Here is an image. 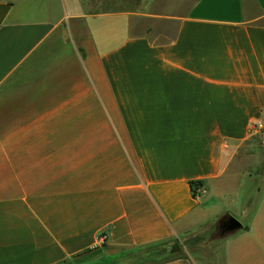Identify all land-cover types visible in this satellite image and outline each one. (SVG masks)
<instances>
[{
    "label": "crops",
    "instance_id": "0c3cea01",
    "mask_svg": "<svg viewBox=\"0 0 264 264\" xmlns=\"http://www.w3.org/2000/svg\"><path fill=\"white\" fill-rule=\"evenodd\" d=\"M260 124L264 0H0V264L112 261L226 216L247 224L203 264H264Z\"/></svg>",
    "mask_w": 264,
    "mask_h": 264
},
{
    "label": "rangeland",
    "instance_id": "374dc122",
    "mask_svg": "<svg viewBox=\"0 0 264 264\" xmlns=\"http://www.w3.org/2000/svg\"><path fill=\"white\" fill-rule=\"evenodd\" d=\"M147 28H149V25H134L135 33L140 32L141 29L144 30ZM260 130V133L258 132L257 134H255V137H261V135L264 133V126ZM255 157L256 159H258V157L261 158L262 151L259 150ZM247 171L248 173H252L254 175L253 178L264 176L263 166L259 169V171L253 168V166L248 168ZM262 188H264V185L262 186ZM214 218L216 217L214 216ZM221 218L222 217H218L212 221L203 220V222L197 224L193 229L188 231L189 233L187 232L185 235H180L179 238H176V240L178 239L179 242H183L186 244V248L184 249V254L186 257L191 258L197 264H203L204 260L210 259L213 254L218 252V243L222 242L225 239H228V236L220 237L218 234V222ZM242 222L244 225L247 224L245 220Z\"/></svg>",
    "mask_w": 264,
    "mask_h": 264
},
{
    "label": "trees",
    "instance_id": "16d2710c",
    "mask_svg": "<svg viewBox=\"0 0 264 264\" xmlns=\"http://www.w3.org/2000/svg\"><path fill=\"white\" fill-rule=\"evenodd\" d=\"M193 196L203 186L201 181L190 183ZM186 244L178 239H171L151 243L140 247L131 254L112 261H103L92 264H166L178 259L188 258L184 254Z\"/></svg>",
    "mask_w": 264,
    "mask_h": 264
},
{
    "label": "water",
    "instance_id": "95a60500",
    "mask_svg": "<svg viewBox=\"0 0 264 264\" xmlns=\"http://www.w3.org/2000/svg\"><path fill=\"white\" fill-rule=\"evenodd\" d=\"M243 228V223L236 217L226 216L218 222V234L220 237L235 234Z\"/></svg>",
    "mask_w": 264,
    "mask_h": 264
},
{
    "label": "built area",
    "instance_id": "2783aa9c",
    "mask_svg": "<svg viewBox=\"0 0 264 264\" xmlns=\"http://www.w3.org/2000/svg\"><path fill=\"white\" fill-rule=\"evenodd\" d=\"M163 29L168 33L172 32V30H173L172 22H164ZM262 128H263V126L260 124L259 126L252 127V130L255 131V130H260ZM203 193H204V187L202 186L195 193V196H196L195 198H200L203 195ZM101 240H102V242H105V238L103 236L101 237Z\"/></svg>",
    "mask_w": 264,
    "mask_h": 264
}]
</instances>
